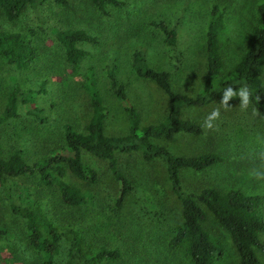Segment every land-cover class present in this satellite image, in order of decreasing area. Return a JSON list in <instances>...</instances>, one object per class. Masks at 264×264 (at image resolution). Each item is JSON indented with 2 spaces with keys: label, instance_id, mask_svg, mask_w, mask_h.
<instances>
[{
  "label": "rangeland",
  "instance_id": "obj_1",
  "mask_svg": "<svg viewBox=\"0 0 264 264\" xmlns=\"http://www.w3.org/2000/svg\"><path fill=\"white\" fill-rule=\"evenodd\" d=\"M66 1V5H60L48 0L36 10L25 7L13 21L0 14V30L19 31L36 52L25 68H17L0 56V111L13 87L36 88L42 82L44 86V91L32 94L30 99L32 106L39 107L37 117L26 113L18 103L17 116L0 124V155L4 158L20 150L21 157L30 164L53 153H66L63 124L83 131L90 115L89 93L84 86L88 71L107 108L104 133H126L127 116L110 88L106 73L109 66L123 83L140 124L160 122L167 110L166 96L152 81L134 73L131 53L139 50L150 66L168 71L176 94L192 95L200 87L205 69V28L212 3L223 8L217 37L221 72H225L244 50L254 7L260 0H125V6H106L104 13L89 0ZM157 19L175 26L172 45L166 43L160 29L150 24ZM59 29H84L96 36L95 42L78 43L83 53L76 65L65 59L54 33ZM259 76L264 82V59ZM242 91L245 89L240 87L233 92L230 107L209 103L183 108L182 117L200 124L201 134L176 133L171 139H154L174 154L214 151L221 157L200 171L181 169L182 189L239 187L264 194V117L257 114L249 98L246 104L243 102ZM214 109L220 116L209 120ZM206 121L213 127H203ZM80 155L96 170V182L78 179L64 162L63 179L92 194L87 204H64L55 184L42 185L36 172L9 178L5 186L0 185V225L6 231L0 235V264H42L41 253L26 242L25 219L12 212L10 203L37 204L53 224L75 228L90 248L103 245L120 250L118 259L102 264H189L182 248L173 250L166 244L180 220V203L169 188L162 162L143 160L139 151L114 153L117 168L132 186L120 208L115 209L118 183L111 177L106 161L83 150ZM260 208L264 212V204ZM203 224L221 245L222 254L214 264H237L228 234L209 212ZM260 237L264 241V232ZM67 248V242L61 240L51 264H66ZM260 258L264 264V255Z\"/></svg>",
  "mask_w": 264,
  "mask_h": 264
},
{
  "label": "trees",
  "instance_id": "obj_2",
  "mask_svg": "<svg viewBox=\"0 0 264 264\" xmlns=\"http://www.w3.org/2000/svg\"><path fill=\"white\" fill-rule=\"evenodd\" d=\"M48 0H0V14L7 21L20 17L25 7L37 9ZM66 5V0H53ZM100 12L106 6L122 7L125 0H89ZM223 8L212 3L205 28V69L200 87L194 94H176L170 84L169 73L150 66L142 52L131 53V66L141 78L152 81L165 94L167 110L164 118L153 124H140L139 115L129 102L124 85L118 81L111 66L106 70L109 85L115 98L121 103L128 120V129L124 134L107 135L103 130V120L107 108L95 87L91 71L86 74L84 86L89 93L90 115L83 131H78L69 123L63 124L66 153H53L51 156L27 163L21 157L20 150H13L8 157L0 155V185L5 186L9 178L36 172L42 185L55 184L61 201L66 205L87 204L92 194L79 189L63 179L64 167L78 179L89 183L97 180L96 170L83 162L81 150L105 160L111 177L118 183L114 198V208L122 205L125 196L131 190L130 181L117 168L114 153L139 151L143 160L158 159L165 168L166 179L173 195L180 203V220L174 225L168 237L167 247L173 250L182 248L189 264H214L222 254L220 242L204 227L207 212L216 224L229 236L237 254V264H263L264 241L260 234L264 232V194L250 193L239 187L222 189L203 186L197 191L184 190L180 181V170L200 171L220 161L214 151H203L191 155L174 154L154 139H171L176 133L199 135L202 128L197 122L182 117L185 107H201L209 103L221 105L226 91L232 92L243 87L259 116L264 117V82L259 76V69L264 59V0L254 7V20L246 36V44L237 61L225 72L222 70L218 30L222 23ZM150 24L163 32L167 44L175 42V26H167L162 20H152ZM55 36L62 46L65 59L70 65H76L82 55L78 47L80 42L92 43L96 36L84 29L56 30ZM36 55L35 47L19 31L0 30V56L17 68H25ZM44 91L43 82L36 88L20 89L13 87L5 98L0 111V124L8 118L17 116V105L21 103L26 113L37 117L39 107L31 105V96ZM230 96L224 107H230ZM33 113V114H32ZM9 201L11 198L7 195ZM11 204L13 213L25 219L26 242L42 255V264H51L58 251V243L63 240L68 244L66 264H102L118 259L121 255L117 247L99 245L90 248L83 237L72 226L60 227L53 224L37 204ZM0 225V235L5 234Z\"/></svg>",
  "mask_w": 264,
  "mask_h": 264
},
{
  "label": "clouds",
  "instance_id": "obj_3",
  "mask_svg": "<svg viewBox=\"0 0 264 264\" xmlns=\"http://www.w3.org/2000/svg\"><path fill=\"white\" fill-rule=\"evenodd\" d=\"M234 95V93L231 91V89H229L228 91H226L222 97V100H221V105L224 106L226 105V102L228 100V98L230 96ZM240 95L242 96L243 98V102L246 104L247 103V100H248V94L246 91H242L240 93ZM220 116V113H219V110L217 109H214L213 112H212V115L208 118L209 120H213V119H218ZM203 127H205L206 129L208 128H212V124L208 123L207 121L205 122V124L203 125Z\"/></svg>",
  "mask_w": 264,
  "mask_h": 264
}]
</instances>
